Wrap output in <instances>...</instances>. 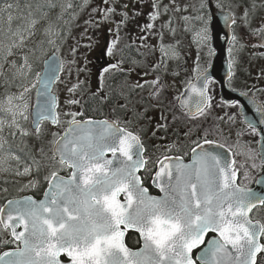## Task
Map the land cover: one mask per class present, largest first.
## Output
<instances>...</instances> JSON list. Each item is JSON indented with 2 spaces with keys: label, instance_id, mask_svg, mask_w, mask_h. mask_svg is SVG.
Listing matches in <instances>:
<instances>
[{
  "label": "snow or ice",
  "instance_id": "obj_1",
  "mask_svg": "<svg viewBox=\"0 0 264 264\" xmlns=\"http://www.w3.org/2000/svg\"><path fill=\"white\" fill-rule=\"evenodd\" d=\"M103 2L107 7L92 9V13L99 12L102 19L94 21L90 15L86 24L98 27L118 14L115 7L117 0ZM140 2L136 0V3ZM45 6L52 9L57 4L44 0V3L36 5V9L39 12ZM86 6L87 0L79 5L81 9ZM14 7L18 12L15 17L12 14ZM25 7L29 9L26 16L20 12L19 4L7 3L0 9V12L7 13V27H0V60L8 63L13 70L11 77L0 71L6 85L0 95V172L27 177L35 170L37 179L22 185L20 190H23L37 187L38 177L47 167L49 172L43 179L48 187L44 191V199L14 197L7 200L5 206H0V231L10 235V239L0 238V243L16 244V247L0 252V264H62L59 259L61 254L68 258V264H264V222L253 219L251 215L254 210H264V195H257L238 182L241 169L245 180L251 179L255 170L264 172V147L253 149L245 145V151L235 155H244L246 159L238 162L232 147H228L227 152L220 151L227 145L210 138L213 135L212 126L198 128L197 131L204 134L197 135L192 140L193 146L185 153L191 155L189 162L185 163L182 156H164L163 160L156 161L160 165L156 172L160 180L157 186L163 195H149L137 175L147 163L144 142L138 133L121 127L119 119L83 120L76 118L82 113H61L57 110L58 96L52 86L61 80L59 74L65 71V62L57 55L61 48L51 37L63 41L69 29L65 27L57 31V25L49 19L48 12H39L36 18L32 6ZM59 7L61 11L57 20L72 9L73 4L61 3ZM122 7L127 9L128 5ZM161 7L165 12L169 11L168 5L152 0V11L148 13L150 20L155 21L162 15ZM187 7L194 9L198 15L184 19H195L202 24L194 33V42L210 48L207 3L200 0L199 7L195 4ZM217 7L224 12L225 23L230 25L238 23L234 9H242L239 22L251 34L258 35L259 46L264 47V27L251 28L256 8L254 3L248 5V0H227L225 4L218 0ZM119 15L118 29L126 22L128 12L122 11ZM72 16L75 18L74 12ZM14 19L21 21L15 29L12 28ZM42 20L47 21L43 32L48 39L38 44L47 43L55 49L44 60L46 71L34 67L38 60V45L28 48L29 40L36 35L34 29ZM70 23L69 20L64 21L65 26ZM153 27L152 23H148L142 31ZM118 40L117 32L116 40L107 47V55L114 54ZM239 47L240 37L234 34L228 49L230 78ZM25 49L27 51H23ZM70 51L74 56L77 48L72 47ZM18 52L19 62L8 60L9 56ZM160 53L161 61L152 65L153 70H158L166 57L178 58L172 45L161 44ZM197 59L199 61V56ZM67 63L74 64L75 60ZM2 68L3 63H0ZM115 68L117 65L112 64L101 71V88L104 74ZM194 72L195 82L189 80L187 93L177 99L189 119L199 120L206 118L213 107L221 105L215 104L211 86L216 82L208 69L201 68L197 63ZM145 83L154 86L153 96L158 97L163 90L160 77ZM13 86L20 91L11 92ZM77 87L73 85L68 91L71 93ZM134 87L141 88L143 85L137 83ZM33 91L40 98L37 104L31 103ZM224 104L238 107L239 101H225ZM256 111L261 116L259 123L264 125V102L258 104ZM61 115L71 116L72 119L66 121L68 126L63 134H52L51 155L48 156L41 147L37 151L42 159H37L24 138L33 134L42 136L44 122L62 125ZM29 120L34 133L25 127ZM228 121L235 123V114L228 116ZM245 122L251 134L261 137L257 143H264V129L251 121ZM215 132L216 135H228L219 128ZM239 135L243 133H238L237 143ZM108 153H111V158ZM45 159L47 163L43 162ZM65 168L68 174L60 175ZM3 182L19 183L7 179ZM261 182L256 180V183ZM21 226L22 230L18 231ZM128 229L139 232L142 247L136 250L127 247L124 236ZM209 233L215 235L201 249ZM194 249L199 250L195 259Z\"/></svg>",
  "mask_w": 264,
  "mask_h": 264
},
{
  "label": "rangeland",
  "instance_id": "obj_2",
  "mask_svg": "<svg viewBox=\"0 0 264 264\" xmlns=\"http://www.w3.org/2000/svg\"><path fill=\"white\" fill-rule=\"evenodd\" d=\"M95 0H87V6L81 9L79 5L83 3V0H52V2L57 4L56 8L49 9L48 7H42L39 9V12H48L49 19L57 25L56 30L60 31L67 27L69 31L65 33L66 39L63 41H60L57 37L52 36L51 38L57 41V44H59L61 51L57 53V55L60 56L61 60L65 62V71L60 73L61 80L55 83V89L56 95L58 96V103L59 108L57 109L61 113H68L73 111V105L67 103V101H71L70 92L68 89L73 88V85H75V81H73V76H76L79 71H77V68L81 66V62H83V59H86L85 61H88L92 55V53H96L99 50V47L101 44H97L96 46L92 47L90 45V48L84 47L82 44H79V39L81 38V31L80 28L82 25L86 24L85 19H88L87 17L92 16V4ZM129 0H117L115 7L117 10V15H114L111 17V20L114 19L115 21L121 20V15L119 13L122 12V6L127 4L128 5V18L126 22L121 25V29L125 30V39H121L119 37L118 42H123L122 45H124V49L121 48L119 51L124 52L125 58L127 57L129 60H126L128 64H130L132 67V73L131 75L133 77L137 76L139 72H135L136 67L139 68L140 64V71L141 74L145 75L146 73V79L148 82H151L152 80L156 79V77H160L162 79L168 78L174 80V85L171 87L172 92H169V94H166V98L171 99L172 97L176 96L174 94V91L172 88L175 86L176 83L179 84V86L186 85L189 81L192 79V77L196 74L194 72V69L197 66V63H199L201 68H205L208 66L210 62V48L207 46H199L197 43L194 42V33L197 31L202 24L195 20V19H188L185 20L184 17H195L198 15V13L192 9L191 7H187L190 5L195 4L196 7H199L200 0H158V2L161 5H168L169 11L165 12L163 7H161V13L162 15L158 17L155 21H152L149 19L148 13L152 11L151 3L152 0H146L145 5H143L144 11H141L140 14L136 15L137 12L133 11L132 14H130L129 10L131 9L133 5V1L128 3ZM215 4V7H217L218 0H212ZM71 2L73 4V8L69 9L68 12L65 13V15L60 19L57 20V15L60 13L61 9L59 5L61 3L67 4ZM206 2V1H205ZM220 2L227 4V0H220ZM7 3H11L14 6L16 4H19L20 12L23 15H27L29 9L26 8V5H31V10L34 13V16L38 18L39 12L36 9V5L40 3H44V0H1L0 3V9L3 8V6ZM255 4L256 8L253 11V17H252V29H258V26L262 20V17L264 16V0H248V5ZM173 4H175V10H173ZM247 6V5H246ZM220 9V8H219ZM75 13V18H73L72 13ZM208 13V10H207ZM234 13L238 19L237 25H234L232 27V36L236 34L240 37V47L238 51L235 53L234 62L232 64V70L235 76H242L244 73L246 74V77L252 76V58L254 54V48L255 47V38L257 35L251 34L249 29L242 25V23L239 22V18L242 16L243 12L242 9H234ZM12 14L15 17L18 12L17 9L14 7L12 10ZM209 16V13H208ZM141 17V20L138 19ZM135 18L140 20L138 23L140 25H147L148 23H152L154 27L152 29L145 30V35L142 34L140 30V25H136L132 23V19ZM69 20L71 23L68 26H65L64 21ZM110 21V20H109ZM169 21L171 23L169 24ZM111 22V21H110ZM21 21L18 19H14L12 21V28L15 29L18 24H20ZM47 21H40V23L36 26V35L33 36L29 42H28V48H32L34 44L38 45V50L36 55L38 56V60H36L34 67L37 70H40L42 67V62L46 58V56L50 53H52L55 49L52 45H49L47 43H44L42 46L38 44L39 41H46L48 37L45 36L43 29L46 26ZM81 25V26H80ZM0 27H7V13L0 12ZM106 27H110V25L107 22L100 23L98 27H91L92 33L94 34L90 40L98 39L99 41L102 40L101 36L107 35L110 39H112V36L110 35L109 31L107 29L105 31H101L102 29H105ZM129 29H131V32L128 33ZM118 30V28H117ZM140 32V33H139ZM89 35V34H86ZM142 35V36H141ZM141 37H144V40L141 39ZM114 39V38H113ZM125 41V42H124ZM232 41V39H231ZM131 42V43H130ZM161 44L163 45H172L175 47L176 52L178 54V58H164L163 63L160 64V67L158 70H153L152 65L156 64L158 61H161V53H160V47ZM79 45V47H78ZM116 45V47L122 46ZM134 46V47H133ZM230 46V44H229ZM76 47L77 52L73 56L71 53V48ZM88 49V50H87ZM84 50H87L86 53H84ZM27 51V49L23 50ZM19 52L15 56H9L8 60H17L19 62ZM199 56V61H198ZM74 59L75 63L69 65L67 61ZM0 63H3V68L0 69L4 73V75H8L11 77V70L10 65L8 63H4L2 60H0ZM251 63V68L249 69V64ZM89 65V62H88ZM70 67V71H68ZM146 67L148 69H146ZM80 68V67H79ZM136 69V70H135ZM88 70V67L85 69ZM261 70L264 72V66H262ZM81 71H84L83 68H81ZM126 77H129V74H125ZM160 83L163 85L162 93L165 94L166 88L164 87V83L160 79ZM150 85L149 91H154V86L151 83H148ZM184 85V86H185ZM6 85L3 82V76H0V95L3 94L4 88ZM212 88V94L215 97V104L217 103V85L216 83L211 86ZM11 92H17L20 91V89H17L15 86L10 88ZM34 93V91H33ZM33 93L31 95V103L33 104ZM174 95V96H173ZM176 98V97H175ZM151 100L155 99V96L150 97ZM172 100V99H171ZM175 102L171 101L169 105L162 110V114L160 116V119L162 121L165 120L167 116L170 117L169 123L172 124L174 121L177 120H183L184 114L179 112L176 108H173V105ZM214 108V107H213ZM222 111L224 112V119H225V130L228 132L227 136H225V142L232 147V151L234 154V158L238 162H244L246 157L244 155H235L236 153H241L245 151V145L249 148L255 149L256 142H257V136H254L251 134V132L248 130L247 127L241 124L240 119L237 115L236 108L234 107H222ZM227 114V115H226ZM235 114V123H230L228 121V116H231ZM70 116H64L61 115V121L63 122V125L60 126H54V125H48L43 124L42 125V131L43 135L40 137H37L35 134L29 137H25V141L27 145H29L32 149V152L34 155H36L37 159H42L40 156V153L37 151V149L43 147L44 152L48 155L50 153L51 144L50 141L53 139V133H60V131L64 128L66 121L69 119ZM175 117V119H174ZM30 120L25 124V127L30 131L34 133V130L30 128ZM168 126V128H172V125L165 124ZM175 126V125H174ZM212 126V131L215 130L214 125ZM209 124L204 129H207L210 127ZM181 128V126H179ZM191 128L193 129H203L202 127H198L197 123H193ZM202 132V131H199ZM198 132V133H199ZM243 133V135H239V143H237L238 133ZM230 134V135H229ZM49 149V150H48ZM20 154V153H17ZM45 161V160H43ZM46 172H48V168L45 169ZM243 172V169H241V173ZM33 173H35V170H33ZM240 173L241 176V183L243 185L249 184L255 176L259 173V170H255L252 172V178L249 180H245ZM4 179H7L8 181H19V183H7L5 184L3 181ZM29 180L31 179V175L27 177L22 176H16L13 175L11 172H0V204L1 201L10 197H16L22 194H26L32 190V187L24 188L23 190H20L22 185H26ZM7 188L8 191L4 192L3 189ZM2 248H0V251Z\"/></svg>",
  "mask_w": 264,
  "mask_h": 264
},
{
  "label": "flooded vegetation",
  "instance_id": "obj_3",
  "mask_svg": "<svg viewBox=\"0 0 264 264\" xmlns=\"http://www.w3.org/2000/svg\"><path fill=\"white\" fill-rule=\"evenodd\" d=\"M133 1V5L129 10L130 14L133 11L140 14L141 11H144L143 5H145L146 0H141L140 3H136V0H129L128 3ZM107 5L104 4L103 0H95L91 6L92 9L94 8H104ZM128 9V8H127ZM122 7V11H127ZM85 21L89 20L90 17H87ZM91 18L94 21H99L102 19L101 14L99 12L93 13ZM138 19L141 20V17ZM136 19V23L138 25V20ZM264 20V16L262 17ZM111 21V22H110ZM107 23L110 27H106L101 31H109L112 39H110L107 35L101 36L102 40L99 41L98 39L90 40V38L94 35L92 32V25L84 24L80 25V33L81 38L79 39V44L83 45L84 47L90 48L96 46L97 44H101L99 50L96 53H92L90 59L85 61L83 59L81 62L82 67L85 66L86 68L91 67L89 70H95L98 66V73L95 80V86L92 88L90 87V83H87V77L91 75L87 74L83 76L80 74L75 85H78V96L77 98L74 96L76 101L79 103L72 104L74 106V113H82V116H77V119H95V120H117L119 119L121 122V127H127L130 131H134L141 136L142 141L144 142L145 146V160L147 161L145 168H141L137 175L140 177L143 187L148 189V192L153 196H158V190H156L152 185V177L156 172L157 168V160H163L164 156L176 157L182 156L185 163L190 161V153L185 154L188 152V149L192 145V140L197 138V135H194L193 132H198L197 130H193L191 128L193 123H197L198 127H205L209 124L214 125L215 128L222 129L225 133H228L225 130V119H224V112L222 111V107H232L226 106L224 102L217 99V105H221L220 107H214L211 110L210 114L206 118H201L199 120H191L189 119L184 113L183 120L174 121L172 124L169 123L170 117L167 116L164 121L160 119L162 114V110H164L171 101L175 102L173 108H178V97L182 92L181 86L178 83L172 88L174 94L176 96L172 97L171 99L166 98V94L172 92L171 87L174 85V80L172 79H162V82L165 84L164 87L166 88L165 94L160 93V95L156 97V100H151L150 97L153 96L151 93L153 90L149 91L150 85L145 83L147 81L146 75L141 74L140 70H136L135 72H139V74L135 77L131 75L132 66L127 63L126 60H129L127 57L125 58V54L122 51H119L121 48L124 47L123 42H117V45H122L116 47L114 49V54L112 56L107 55V47L111 41L116 40L117 32L120 40L125 39V30L121 29L120 26L117 30V22L114 19H110ZM261 24V22H260ZM259 24V25H260ZM259 27V26H258ZM144 26L140 28L143 35H145ZM111 30V31H110ZM131 32L129 29L128 33ZM140 33V32H139ZM89 34V35H86ZM114 38V39H113ZM93 41H96L93 43ZM125 42V41H124ZM131 43V42H130ZM79 47V45H78ZM134 47V46H133ZM254 54L251 56L252 58V76L251 78L244 73L242 76H235L233 70L232 77L228 81V86L232 89H235L242 93H248V95L255 97L258 101L264 102V72L261 70L262 66H264V47H260L255 45ZM124 49V48H123ZM88 50V49H87ZM84 50V53L87 52ZM122 61V63H120ZM89 62V65H88ZM98 64H97V63ZM115 64L117 68L109 69V72L104 74L105 81L103 82V87L101 88V71L108 67L109 65ZM251 68V63L249 64V69ZM128 73L129 77H126L125 74ZM82 82V83H81ZM140 83L143 85L141 88H135L134 86ZM89 84V85H88ZM76 88V89H77ZM75 89V90H76ZM91 89V90H90ZM176 97V98H175ZM236 110L238 107H234ZM181 111V110H180ZM223 117V119H218ZM172 125V128H168L165 124ZM157 125H161L162 127H157ZM175 125V126H174ZM67 124L65 125L64 129L66 128ZM181 126V128H179ZM189 129L191 132L189 133ZM204 129V128H203ZM185 133H189L188 136H185ZM198 135H201L197 133ZM212 139L218 140L220 143H225L227 146L226 148L230 147L225 142V135H216L215 130H213V135L210 137ZM108 157L111 158V153L108 154ZM68 170L65 168L60 171V175H67ZM43 171H41L38 179L39 184L37 187H32L30 194L33 195L35 198H40L43 191L47 187V182L44 181ZM31 179H37L35 173L31 175ZM240 173H238V182L240 183L241 180ZM253 183V180L245 185L250 187ZM242 184V183H241ZM243 185V184H242ZM124 241L127 247L131 249H136L139 247L140 239L138 233L135 232L133 229H128L125 231Z\"/></svg>",
  "mask_w": 264,
  "mask_h": 264
},
{
  "label": "water",
  "instance_id": "obj_4",
  "mask_svg": "<svg viewBox=\"0 0 264 264\" xmlns=\"http://www.w3.org/2000/svg\"><path fill=\"white\" fill-rule=\"evenodd\" d=\"M208 5V11L210 15V21H209V27H210V48L213 50L212 53V63L210 67L208 68L209 75L218 83L219 88V95L220 98L225 101H239V114L242 118V122L247 126V123L245 121H251L257 125L258 128L264 129V125H261L259 123L261 116L260 113L256 111V108L259 104L253 97L251 96H245L242 93H239L235 90L230 89L226 81L229 78L228 72V61H227V45L231 38V31L230 28L232 25L226 24L224 21V12L216 9L214 5L212 4L211 0H207ZM264 27V24L261 25L260 28ZM257 43L260 44L259 38L256 40ZM43 69L46 71V67L43 63ZM195 82V80L193 81ZM53 87V86H52ZM188 87H186L183 91L184 93H187ZM35 103L37 104L39 102V96L35 92L34 94ZM180 104V103H179ZM261 140V137L258 136V141ZM264 147V143L257 144V149ZM220 151L227 152L226 149H220ZM160 165L157 167L156 172L159 170ZM156 172L152 177V185L153 187L159 191L158 196H162L163 193L160 191L159 187L157 186L160 183L159 178L156 177ZM259 179L262 182L256 183V180ZM155 181V182H154ZM253 192H255L257 195H264V172H261L255 179L253 186L251 187ZM150 195V194H149ZM41 199H44V193ZM6 202L3 204L5 206ZM18 231L22 230V226L17 229ZM135 230V229H133ZM136 231V230H135ZM137 232V231H136ZM139 234V232H138ZM213 234V233H211ZM215 235V234H213ZM140 236V234H139ZM212 239V237L210 238ZM208 239V240H210ZM141 240V247L143 244L142 238L140 236ZM207 240V241H208ZM201 245L200 247H202ZM207 246V242L205 245L201 248ZM6 251V250H5ZM196 251L195 249L193 252ZM199 255V251L196 253V256ZM61 256H64L61 254ZM60 256V257H61ZM195 256V257H196ZM59 257V259H60ZM194 257V259H195ZM66 259H68L65 256ZM62 262V261H61ZM62 264H68V262H62Z\"/></svg>",
  "mask_w": 264,
  "mask_h": 264
},
{
  "label": "trees",
  "instance_id": "obj_5",
  "mask_svg": "<svg viewBox=\"0 0 264 264\" xmlns=\"http://www.w3.org/2000/svg\"><path fill=\"white\" fill-rule=\"evenodd\" d=\"M97 63V62H96ZM98 64V63H97ZM97 68H98V66H97ZM97 68H95V70H89V69H91V67H89V69L87 70V73H91V72H93V73H91V75L90 76H88L87 77V83H90V87L92 88L93 86H95V80H96V76H97V73H98V69ZM105 81V79H103V82ZM89 85V84H88ZM91 90V89H90ZM257 217L259 218L260 217V220L262 221V222H264V210H261L260 209V212L259 213H257ZM1 238V237H0ZM4 238V237H3ZM6 239H7V237H6ZM6 246H8V245H5V244H3V243H0V247H6Z\"/></svg>",
  "mask_w": 264,
  "mask_h": 264
}]
</instances>
